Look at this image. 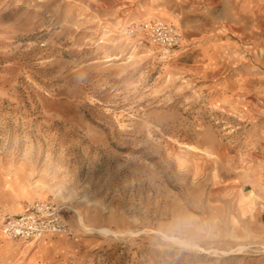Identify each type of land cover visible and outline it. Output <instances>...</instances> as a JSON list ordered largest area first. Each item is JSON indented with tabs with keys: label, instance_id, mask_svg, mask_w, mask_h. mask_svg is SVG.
I'll return each mask as SVG.
<instances>
[{
	"label": "rangeland",
	"instance_id": "374dc122",
	"mask_svg": "<svg viewBox=\"0 0 264 264\" xmlns=\"http://www.w3.org/2000/svg\"><path fill=\"white\" fill-rule=\"evenodd\" d=\"M38 202L73 239L1 234ZM0 264H264V0H0Z\"/></svg>",
	"mask_w": 264,
	"mask_h": 264
},
{
	"label": "built area",
	"instance_id": "2783aa9c",
	"mask_svg": "<svg viewBox=\"0 0 264 264\" xmlns=\"http://www.w3.org/2000/svg\"><path fill=\"white\" fill-rule=\"evenodd\" d=\"M124 35L137 45L155 54L160 61H168L180 47L183 34L175 26L158 21L131 23ZM61 211L52 202H38L22 214L7 217L1 224V234L12 241L36 244L48 235L73 239L71 228L63 220Z\"/></svg>",
	"mask_w": 264,
	"mask_h": 264
},
{
	"label": "crops",
	"instance_id": "0c3cea01",
	"mask_svg": "<svg viewBox=\"0 0 264 264\" xmlns=\"http://www.w3.org/2000/svg\"><path fill=\"white\" fill-rule=\"evenodd\" d=\"M164 19L167 20L169 23H173V21L172 20H169L168 18H164ZM46 238H47V236L44 239H46ZM44 239H42V240H44Z\"/></svg>",
	"mask_w": 264,
	"mask_h": 264
}]
</instances>
